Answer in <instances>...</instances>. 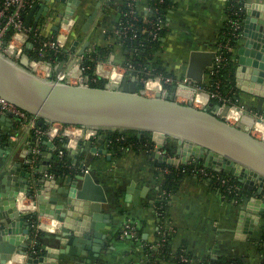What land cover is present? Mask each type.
<instances>
[{
	"label": "water",
	"instance_id": "1",
	"mask_svg": "<svg viewBox=\"0 0 264 264\" xmlns=\"http://www.w3.org/2000/svg\"><path fill=\"white\" fill-rule=\"evenodd\" d=\"M55 1L64 6V21L74 16L78 0ZM62 6H55L53 11L56 13ZM43 8L49 10V6L37 3L31 12L39 9L41 15ZM94 15L87 20L84 30L91 24ZM243 24L247 38L242 39L244 41L241 46H238L241 36L237 39L234 50L235 82L242 91L258 97L257 108L261 109L264 103V44L259 40L264 41V4L245 2ZM55 29L58 30V27ZM76 43L70 50H75ZM88 43L86 41L80 49V54L85 51ZM32 46V42L27 43V48ZM216 56L217 50H193L186 77L193 84L204 83L208 69L215 65ZM28 60L26 54L17 62L0 53V97L29 116L38 117V125L60 122L87 130L102 129L119 133L135 129L141 141L150 132L156 144V163L171 164L174 167L202 163L213 171L228 174L243 185L248 194L243 199L245 208L239 217L237 234L244 226L245 216L256 220L264 212V138L252 132L257 120L252 113L244 111L240 117L241 124L233 125L223 116L228 105L224 107L221 103L210 101L206 107L198 108L191 103L177 101L173 92H158L155 96H149L140 88L144 84H138L135 76L131 81L125 78L120 85L104 87L91 85L88 78L79 84L58 82L36 74L34 69H30ZM9 116L14 117L13 113L6 112L2 119L10 120ZM55 135L43 133L27 137L20 149L14 148L6 155L2 153L0 264H7L14 257H21L22 264H70L76 261L77 254L87 255L88 262L92 260L91 255L96 258L100 255L99 246L86 245L89 238L86 231L91 226H99L91 220L100 217L93 208L98 201L95 197H101L95 196L90 174L70 175L68 186L52 176L48 167L53 161L52 153L57 149L53 141ZM169 138L175 141L174 157L160 151L166 147ZM106 141V132L99 135L96 141L100 143L98 146L92 138L84 139L83 134L75 142L69 137L65 138L62 148L66 152L64 158L71 161L70 171H75L83 153L93 151L108 154ZM33 143L45 146L38 153L41 157L38 163L34 160L36 155ZM32 164L37 166L29 170ZM65 178L67 176L63 174L62 179ZM78 180H84V183L80 185ZM25 198H29L34 207H25L26 212H31L28 216L22 207ZM43 217L55 220L59 233L45 232L44 237L54 238H50L49 243L43 245L39 255H36L28 251L33 243L32 223L33 218L41 222ZM260 233V228L254 231L257 237ZM95 236L99 234L95 233ZM95 241H99L98 238Z\"/></svg>",
	"mask_w": 264,
	"mask_h": 264
},
{
	"label": "crops",
	"instance_id": "2",
	"mask_svg": "<svg viewBox=\"0 0 264 264\" xmlns=\"http://www.w3.org/2000/svg\"><path fill=\"white\" fill-rule=\"evenodd\" d=\"M244 1L264 4V0ZM78 2L74 19L79 27L80 36L73 40L72 44L77 42V48L80 50L86 41L89 42L85 51L81 53L85 61L91 51L112 44L113 39L109 33L115 26L124 0H78ZM231 2L232 0H172L165 23L166 34L160 47L155 51V56L163 63L169 74L166 76L173 77L175 81L186 77L193 50H217L223 27L228 19L227 8ZM37 3L49 6V10L43 8L41 15L39 9L31 12ZM147 4L148 0L138 1L140 14H146ZM55 6L62 5L55 0H33L31 7L24 12V25L32 31V42L36 33L38 35L36 37L42 40L53 39L56 35L55 27H58L61 21L64 6L56 13L53 11ZM94 13L93 21L87 30H84L85 23ZM26 20L29 22L28 26ZM262 26L264 33V24ZM244 34L242 29L238 46H241L247 38ZM259 42L264 44L262 40ZM32 44L33 48H27L29 56L35 55L37 43L34 41ZM51 50L49 49L48 58L53 64L59 61V69L66 68L71 64V60L76 59H72L70 54L54 50L51 52ZM111 52L117 62L123 63L127 60L126 51L121 46L116 45ZM63 58H66L67 62ZM213 67L208 69V72ZM56 68L57 66L54 67ZM84 72L83 74L86 75V71ZM208 72L205 75V82L209 80ZM134 76L140 84L143 83L146 74L139 68L126 78L131 81ZM189 80L193 84L192 80ZM156 86L155 89H158L157 84ZM173 86L174 84H164L163 88L171 92ZM144 87L145 85L140 86L143 89ZM236 89L239 98L237 104L257 118L252 128L253 134L264 138V131L259 127L264 123V103L259 109L257 96L244 92L237 86ZM147 95L153 96L149 93ZM3 114L0 113V158L2 153L6 155L14 148L20 149L27 137L41 135L33 132L34 130L29 129L28 123L20 121L15 116H9L10 120L2 119ZM36 126L40 129V125ZM51 134L53 136L55 133L51 132ZM53 141L57 149L53 151L55 154L52 153L53 161L48 168L62 171L52 175L57 177L61 184L68 186L70 175L90 174L96 191L95 196L101 197V199L95 197L98 201L93 208L100 217L91 220L99 226L98 228L91 226L86 231L89 236L86 245L99 246L100 255L98 258L91 255L92 260L88 262L87 255L77 254L76 261L70 264H212L213 260L222 257L231 262L240 258L244 264H260L264 258V249L259 245L264 229V212L256 220L247 219L245 216L243 228L240 229L239 234L236 232L239 217L245 208L244 197L239 194L244 190L243 187L239 191L232 192L227 191L221 181L215 177L183 175L176 190L171 191L170 202L166 208L167 214L163 217L161 209V204L164 205L163 180H161L163 168L154 161L149 150L142 147L120 148L119 151L108 148V154L93 151L83 153L78 159L79 163L75 171L72 172L70 159L64 158L66 152L62 147L65 138L55 135ZM33 145L36 155L34 160L38 163L41 159L38 153L44 150L45 146L38 143ZM96 145L100 143L96 142ZM108 145L106 142L105 146L109 147ZM155 151L154 148L153 154ZM160 151L163 152V148ZM36 166L37 164H32L29 170ZM63 174L67 176L65 180L62 179ZM77 183L81 185L84 180H78ZM242 194L244 196V192ZM22 207L24 211L25 207L34 209L29 198L24 199ZM24 213L28 216L31 212ZM165 220L172 227L168 238L171 253L168 256L162 254V246L158 244L159 226ZM129 221L137 226V234L133 237L122 235L123 226ZM259 228L261 233L257 237L254 231ZM45 232L59 233L58 223L49 217H43L41 222L33 224V243L28 248L29 252H37L39 255L42 246L48 244L50 238H54L44 237ZM95 233L99 236H95ZM97 238L99 241H95ZM35 247L38 249L35 250ZM87 252L91 254L90 251ZM181 254L187 256L189 261H181ZM21 260V257H14L11 261L21 264Z\"/></svg>",
	"mask_w": 264,
	"mask_h": 264
},
{
	"label": "built area",
	"instance_id": "3",
	"mask_svg": "<svg viewBox=\"0 0 264 264\" xmlns=\"http://www.w3.org/2000/svg\"><path fill=\"white\" fill-rule=\"evenodd\" d=\"M138 1L139 0H125V5L128 8V11L125 12V20H120L118 26H115L111 31V38L115 39L116 37H126L128 33H132L131 38L134 39L137 37L139 30L141 29L142 34L146 33V37L143 39H148L151 37L152 39L159 38V31L165 27V23L162 20H152L147 17L146 14L153 11H158L157 7H152L150 4H147L146 14L141 15L138 11ZM33 4V0H0V53H3L13 60L19 62L21 61L25 54H27V43L32 42L31 36L32 31L28 30L24 25L23 14L28 10L29 7ZM63 16L61 21L58 24V30L53 39L50 40H42L39 39L37 33L33 35L35 38L33 42L36 41V51L35 55L29 56L28 65L30 69H34L36 74L41 77L51 78L54 81L58 82H68L71 84H79L88 78L90 82V78L88 74L84 75V71H86V67L84 66L85 62L83 60L84 55L79 53V49L77 48V44H75V50H70V47L74 45V43L68 46V38L70 32L75 24L74 16H72L68 21L63 20ZM142 16L144 26H138L136 21L140 19ZM231 27L233 30V35L236 39H238L242 34L243 29V21H239L238 19H231ZM32 42V43H33ZM34 46H32L33 48ZM49 49L54 51L63 52L64 54H70L72 59L71 64L64 69L58 68L60 62L52 63L51 59L48 58ZM232 51L233 48L228 44L220 43L217 48V56L215 58V65L221 64L224 61L223 50ZM51 50V51H52ZM65 62H67L66 58H63ZM57 66L56 69L54 67ZM138 66L135 65L131 60H126L125 62H117L115 56L112 52L104 59H99L95 63L94 67V75L96 79L105 80V85L111 86L113 84L120 85L122 81L130 75V73H134ZM213 67V69H214ZM141 69L145 72L146 76L143 78V84L145 85L144 91L146 94H151L155 96L158 92L165 94L168 91L163 88L164 84H171L173 86L172 91L175 99L182 103H191L195 107L204 108L206 107L212 99L217 98L218 103L229 106L227 112L223 114L225 119L233 125H238L240 122V117L244 112V107L238 104L231 103L226 97L220 95L219 91H211L206 89L202 85L194 86L191 84V81L184 77L180 80L175 81L173 77L166 76L164 74H154V68L143 66ZM157 84L159 86L158 89L151 87V84ZM11 112L13 115L24 123H28L29 129L34 130L35 133L43 134V133H51L54 132L59 137L71 138L72 142L77 140L81 134L84 135V139L92 138L94 142L97 141L100 134L104 133L105 130L100 131V129L87 130L82 127L71 125V124H63L60 122H53L48 125V128L45 131L37 128L38 117L29 116V114L19 108H17L12 103L8 102L4 98L0 97V113ZM71 131H78V134L70 133ZM78 135V136H76ZM76 138V139H74ZM62 152H64L62 150ZM179 168L180 165L175 166ZM185 171V169H183ZM169 172L168 168H164L162 173ZM189 175L194 176H208L210 178L215 177L216 179L221 181V184L227 189V191H239L241 186L235 182H232L233 178L228 174H224L221 172L213 171L206 166H193L189 171H187ZM53 176V175H52ZM164 205L161 204L162 216L165 217L167 214L166 208L170 202L171 192L164 189ZM171 225L168 221H163V223L159 226V245L163 246L165 242L168 241L169 233L171 230ZM137 234V226L131 221L127 222L123 226L122 235L133 237ZM181 261L188 262L189 259L187 256L181 254ZM19 264V263H12ZM22 264V263H21Z\"/></svg>",
	"mask_w": 264,
	"mask_h": 264
},
{
	"label": "trees",
	"instance_id": "4",
	"mask_svg": "<svg viewBox=\"0 0 264 264\" xmlns=\"http://www.w3.org/2000/svg\"><path fill=\"white\" fill-rule=\"evenodd\" d=\"M244 0H232L230 6L227 8L228 13V19L226 20L225 26L223 27V32L221 33L220 43L226 44L228 43L233 50L227 51L226 49L223 50V56L224 61L221 64H217L214 69L210 70L209 73V80L208 82H204L201 84L206 89H209L211 91H219L220 95L223 97H226L230 99L229 101L231 103L237 104L238 102V95H237V89L235 86V68H236V58L234 50L236 49L237 45V39L233 35V30L231 27V19H238L239 21H243L244 18ZM148 4H150L152 7H157L158 11H151L147 15L148 18L158 21L162 20L163 23H166V20L168 18V13L172 4V0H148ZM128 11L127 6L125 5V0L123 5L119 9V16L115 23V26H118L119 21L125 20V12ZM142 15V14H141ZM136 24L138 26H144L143 18L142 16L138 21H136ZM114 26V27H115ZM167 27H163L159 31V38L152 39L151 37H148V39H143L147 35L146 33L142 34L141 29L139 30V33L136 38L132 39V33H128L126 37H116L113 39V42L110 46H107L105 48L101 49H95L91 51L85 58L84 66L87 68L86 73L88 74L90 78V84L93 86H105V80L103 79H96L94 75V67L95 63L99 59L106 58L109 53L116 47V45L121 46L124 51H126V57L127 60H131L135 65H137V68H142L143 66L153 67L154 68V74H164L169 75L166 68L164 67L163 63L155 56V51L160 47L162 43V39L164 38L166 34ZM111 35V32L109 33ZM52 52V51H51ZM171 87V86H170ZM214 102H218L217 98L212 99ZM42 131H45L48 128V125L43 124L39 126ZM100 131H103L100 129ZM34 132V131H33ZM107 133V141L108 146L110 149H113L115 151H119L120 148H126V149H138L140 147L142 148H151L153 146L154 149V143L151 139V133L147 132L145 139L141 141L137 136V131L135 129H129L126 131H123L119 133L118 131H104ZM152 144V146H151ZM153 151V150H152ZM202 166V163H192L188 165H180L179 168H176L170 164H160V166L164 168H168L169 172L162 173L163 180V189H166L167 191L171 192L176 190L178 183L180 182L183 175H186L193 166ZM185 169V171H183ZM62 170L55 171L54 169H51V174H59ZM232 182L239 183L235 179L232 180ZM241 185V183H239ZM247 195L248 193L243 191H240L239 194L243 196ZM172 193V192H171ZM37 221H35V218H33V223L36 224ZM260 247L264 249V229L261 235L260 239ZM163 253L167 256L170 255V247L168 245V241L164 243L162 246ZM37 255V252H32ZM165 255V256H166ZM212 264H244L240 258H236L235 261H228L226 258H217L213 260ZM260 264H264V258L260 262Z\"/></svg>",
	"mask_w": 264,
	"mask_h": 264
},
{
	"label": "rangeland",
	"instance_id": "5",
	"mask_svg": "<svg viewBox=\"0 0 264 264\" xmlns=\"http://www.w3.org/2000/svg\"><path fill=\"white\" fill-rule=\"evenodd\" d=\"M78 30H79V27H78L77 23H75L74 26H73V28H72V30H71V32H70L69 38H68V46L72 43L73 40H75L78 36H80V35H78ZM153 143H154V148H155L156 147V144H155L154 141H153ZM173 144H175V141L172 140L171 138H169V140L166 143V147H163V152L164 151H167L169 157H174L175 156L176 147ZM151 146H152V144H151ZM146 150H149L150 151V154L154 158V154H153V151H152L153 150V146H152V149L151 148H147ZM238 185H239V183H238ZM240 186L243 187L242 184Z\"/></svg>",
	"mask_w": 264,
	"mask_h": 264
},
{
	"label": "bare ground",
	"instance_id": "6",
	"mask_svg": "<svg viewBox=\"0 0 264 264\" xmlns=\"http://www.w3.org/2000/svg\"><path fill=\"white\" fill-rule=\"evenodd\" d=\"M151 87L153 88H157V86H156V84L155 83H153V84H151ZM159 87V86H158ZM260 127V130H262V131H264V123H261V126H259ZM70 133H75V134H77L78 133V131H71ZM10 262V264H12V263H15L14 261H9Z\"/></svg>",
	"mask_w": 264,
	"mask_h": 264
}]
</instances>
